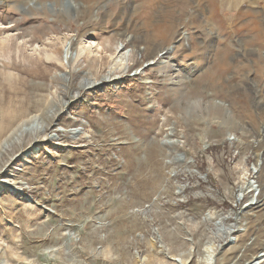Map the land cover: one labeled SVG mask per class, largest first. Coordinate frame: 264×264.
<instances>
[{"label":"rangeland","instance_id":"obj_1","mask_svg":"<svg viewBox=\"0 0 264 264\" xmlns=\"http://www.w3.org/2000/svg\"><path fill=\"white\" fill-rule=\"evenodd\" d=\"M50 109L0 157V264H264V0H0V146Z\"/></svg>","mask_w":264,"mask_h":264},{"label":"bare ground","instance_id":"obj_2","mask_svg":"<svg viewBox=\"0 0 264 264\" xmlns=\"http://www.w3.org/2000/svg\"><path fill=\"white\" fill-rule=\"evenodd\" d=\"M234 4H240L244 0H228ZM74 40H67L65 45H64V56L62 59V64L65 66H70L73 61H75L77 58H79L81 55L85 54L88 49L91 48L92 45H81L79 49L74 50V45H73ZM85 44V42H84ZM125 44H122V50L125 48ZM119 49V48H118ZM136 48H132V52H129V54L123 55L119 57V62L123 65L126 60L130 61L131 58L133 57L135 53ZM137 51V50H136ZM124 54V53H123ZM48 59H54L57 58L54 55H47ZM126 63V62H125ZM120 64V65H121ZM54 116V111L53 109H50L46 111L43 115H32L29 118L21 121L17 126H15L12 131L8 134V138L3 141V143L0 146V157L9 150V148L14 145L15 143H19L24 140L25 137L31 136V137H37L40 134H44L47 126H48V121L52 119ZM258 164H256V168L261 164L262 158L258 155ZM258 170V169H257ZM253 193L251 200L249 202V205H246L241 209V212L244 213L247 210L253 208V206L259 204L261 200L259 199L261 193H262V185L258 183L257 181H250L247 186L244 188L243 193L244 194H249ZM263 194V193H262ZM260 205V204H259ZM240 217V216H239ZM238 217V218H239ZM245 224V223H244ZM246 225V224H245ZM245 225H238L233 228H230L228 233L231 236V241L229 242L232 247L235 248L237 245V240L235 236L236 233H245L246 229H244L242 226ZM237 248V247H236ZM260 257H264V251ZM260 257L258 259L260 260ZM254 260V259H253ZM250 261L247 264H260V261ZM262 263V262H261Z\"/></svg>","mask_w":264,"mask_h":264},{"label":"water","instance_id":"obj_3","mask_svg":"<svg viewBox=\"0 0 264 264\" xmlns=\"http://www.w3.org/2000/svg\"><path fill=\"white\" fill-rule=\"evenodd\" d=\"M175 45H176V44H173L169 49L166 48V49L163 51V53H161V54H162V55H168V53L171 52L172 49H174ZM245 206H246V205H245Z\"/></svg>","mask_w":264,"mask_h":264}]
</instances>
